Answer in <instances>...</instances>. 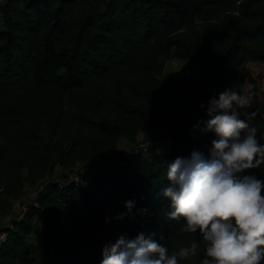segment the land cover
I'll use <instances>...</instances> for the list:
<instances>
[{"label":"trees","instance_id":"16d2710c","mask_svg":"<svg viewBox=\"0 0 264 264\" xmlns=\"http://www.w3.org/2000/svg\"><path fill=\"white\" fill-rule=\"evenodd\" d=\"M169 58L183 63L163 80ZM258 68L264 0H0V222L25 185L42 186L27 219L0 224V264H100L104 245L141 233L169 254L195 240L197 256L178 264H199V232L166 215L167 165L208 155L217 139L201 132L208 101L233 85H253L239 111L264 144ZM164 136L166 152L119 147ZM97 158L92 180L50 178ZM239 175L264 179V164ZM34 219L39 240L27 239Z\"/></svg>","mask_w":264,"mask_h":264},{"label":"clouds","instance_id":"9594fccd","mask_svg":"<svg viewBox=\"0 0 264 264\" xmlns=\"http://www.w3.org/2000/svg\"><path fill=\"white\" fill-rule=\"evenodd\" d=\"M252 88L248 84L238 92L233 85L218 98L212 96L206 109L209 119L201 129L217 137L208 155L193 151L167 165L169 186L162 196L171 211L166 215L169 220L183 219L184 231L199 232L204 243L199 264H261L264 260V179L239 175L264 164L258 130L239 111L250 106ZM133 203L125 202V207L131 210ZM115 218L122 219L123 214ZM199 250L193 240L169 254L165 245L141 233L104 245L100 264H178L197 256Z\"/></svg>","mask_w":264,"mask_h":264},{"label":"rangeland","instance_id":"374dc122","mask_svg":"<svg viewBox=\"0 0 264 264\" xmlns=\"http://www.w3.org/2000/svg\"><path fill=\"white\" fill-rule=\"evenodd\" d=\"M181 60H177L175 58H169L165 60L164 63V71L161 75V78L163 80H168L170 76L173 74V72L177 69H179L182 65ZM260 73L264 74V68H258L257 70ZM264 81V78H263ZM264 86V82H263ZM143 146V147H142ZM119 147L122 150H128L130 147H134L135 150H140L142 149L145 154L151 155L152 153H157L159 151H167L171 148L169 141H168V136H164L161 141H151L148 143H140L139 145L131 146L129 142L126 139H122L119 142ZM138 147V148H137ZM98 172V158L90 161H86L83 163H76L75 166L71 168H63L60 166H56L52 173H50V178L51 179H56L59 182L62 181H75L79 182L81 179L82 175H86L87 180H92V176ZM25 174V171H23ZM42 186L39 185L37 189L41 188ZM37 189L29 187L28 185H25V190L26 193L23 195L20 200H18L13 207L12 213L7 216L6 218H2L0 224L3 226H10L11 220L16 218L18 219H27L28 215L31 213L30 210H25V208L28 206L31 208L32 205H35L36 198H37ZM39 227H40V222L37 219L33 220V228H32V234L31 237L27 236V239H37V234L39 233ZM36 241V240H35Z\"/></svg>","mask_w":264,"mask_h":264},{"label":"built area","instance_id":"2783aa9c","mask_svg":"<svg viewBox=\"0 0 264 264\" xmlns=\"http://www.w3.org/2000/svg\"><path fill=\"white\" fill-rule=\"evenodd\" d=\"M6 239H7V232L5 230H0V247L5 242Z\"/></svg>","mask_w":264,"mask_h":264}]
</instances>
